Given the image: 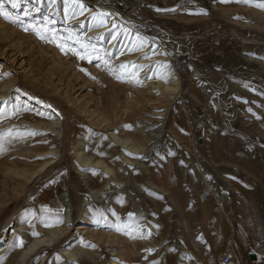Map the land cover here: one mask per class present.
I'll list each match as a JSON object with an SVG mask.
<instances>
[{
	"label": "rangeland",
	"instance_id": "1",
	"mask_svg": "<svg viewBox=\"0 0 264 264\" xmlns=\"http://www.w3.org/2000/svg\"><path fill=\"white\" fill-rule=\"evenodd\" d=\"M45 1L0 0L12 17L0 15V132L13 130L0 151V264H18L45 236L53 240L26 264H221L226 254L254 264L244 252L264 232V8L256 6L264 0ZM92 19L100 29L89 33ZM129 30L155 45L136 57L131 46L133 59L118 60ZM217 32L225 40L216 59L231 52L233 63L252 64L243 84L228 79V65L203 76L177 71L182 42ZM169 61L181 77L175 94L154 87ZM208 109L213 131L202 141L196 124ZM254 136L262 144L249 147ZM29 145L54 150L23 161L33 169L51 157L58 165L65 152L35 185L2 164L22 160ZM80 149L114 173L81 164ZM57 200L55 210L38 207Z\"/></svg>",
	"mask_w": 264,
	"mask_h": 264
},
{
	"label": "bare ground",
	"instance_id": "2",
	"mask_svg": "<svg viewBox=\"0 0 264 264\" xmlns=\"http://www.w3.org/2000/svg\"><path fill=\"white\" fill-rule=\"evenodd\" d=\"M58 1L63 6H67L68 5V0H46L45 2H47L48 4H55V3H58ZM72 5H74V4H72ZM98 8L101 11L109 10L108 8H106V7L102 6V5H99ZM214 10L218 11L216 6H214ZM81 14H82V12L80 10L77 11V16H80ZM87 26H89L88 27L89 33H92L94 31H99V29H100V26L98 25V23L95 22L93 19L88 22ZM113 33H109L108 34L109 38H112L111 41H110V45H109L110 49L112 48V46H118V45L114 44L115 40H116V37L114 38V34ZM154 43L155 42H153L152 40L147 39V38H145L143 36H140V35H138V34H136L134 32H131L129 30L128 31V35L124 36L123 40H121L120 47L119 48L117 47V52H116L117 59L118 60H121V59L122 60L123 59H133V56L129 55L128 51H127L131 46L134 47V51L136 52L135 53L136 55L134 57H136L139 54L148 51L150 47L155 45ZM147 58H145L143 60H146V61H151L152 60L153 61V58L151 56H150V58H148V59ZM249 60H252V59H249ZM259 61L264 65V60H259ZM157 69L159 71V74H160L161 78H158L159 82H158V84H156V86L154 85V87L162 88L163 90H166L169 93H173V94L177 93L180 90V87H181L180 86L181 85V77H180V74L176 71V69L172 65V63L169 61L168 63H164V65L162 67L158 66ZM11 84L9 82L10 86H11ZM4 87H2V89H4ZM29 123L32 124L33 127H35V128H44L45 127V128H50V129H52L54 131V126L48 124L47 122L46 123H33V122L29 121ZM65 127H68V126L66 125ZM64 129L66 131V128H64ZM68 133H69V131H68ZM68 136L69 137H67V141H70V143H71V140H72L71 133H69ZM113 138H115V137H113ZM63 139H64V137H63ZM115 139H116L115 141H117V143H119V144L121 143L122 147L126 146L130 142V140L128 138H126V139L125 138L124 139L123 138H121V139L120 138H115ZM65 140H66V138L64 139V141ZM81 150L82 149H80L79 151L76 152L78 154L77 158H78L79 161H81V164L89 165V164H94L95 163V166H98V167L100 166L103 169V171H106V173H109L110 175L114 173V170L108 164H106L103 160H98L97 162H95L93 160L95 158V155H92V154H89V153L84 155ZM132 150L137 151L138 150L137 146L134 145ZM23 151L25 152V154H23V157L20 158L22 160L10 163L9 160H7L6 158H3L2 164L6 165L8 167V171L12 172V173H10V175H12V177L14 179L17 180L19 178L20 179L23 178L22 181L24 183H27V184H29V182H30L32 177H36V179L34 181V185H35L41 179H43L44 177H47L48 175H50L56 169L57 166H59L63 161H65V155H63L65 152H63V154H62V152H60V154H58L57 156L60 157V158L62 157V159L57 163L58 165H54L55 158L51 157L48 160L44 161L38 168H34L33 169V168L30 167L29 164H27L26 162H23V161L24 160L28 161V160L32 159L34 156H37L39 154H43V155L44 154H48V153H50V152H52L54 150H51V149H33V147L29 145ZM126 160H127L126 163H128V164L131 162L129 159H126ZM46 167H49V168L45 171ZM31 187H33V185ZM57 203H58V200L56 202L51 203V204H49L48 202H44V204L38 203V207H42L43 205L44 206L46 205L45 207L48 206L51 210H55V206L57 205ZM20 227H21V225H20ZM53 233H54V237H56L58 235L57 232H53ZM52 240H53V238L49 237V236H45L43 238H38L36 241H34V244L28 248L27 251H25L24 253L20 254V256H18V258L16 259V260H18V264H26V260H27L28 256L33 251H35L38 248H42L43 249V247H45L44 245L48 244ZM43 251H45V250H43ZM84 253H86V252H84ZM67 254H68V258L69 259H74L77 256H79L81 253L71 252V253H67ZM190 255H191L192 258L196 259L195 255H193V254H190Z\"/></svg>",
	"mask_w": 264,
	"mask_h": 264
},
{
	"label": "crops",
	"instance_id": "3",
	"mask_svg": "<svg viewBox=\"0 0 264 264\" xmlns=\"http://www.w3.org/2000/svg\"><path fill=\"white\" fill-rule=\"evenodd\" d=\"M194 37V40L189 46L183 45L184 42L181 43V47L178 44L177 53L179 65L177 71L191 76L195 75V73L203 76L210 74L211 68L215 70V66L226 68L228 65L230 73L235 76H247V74H250L248 71L252 64L246 66L244 64L233 63L231 52L224 53L219 59H216L220 50L214 51L211 48L207 35H195Z\"/></svg>",
	"mask_w": 264,
	"mask_h": 264
},
{
	"label": "built area",
	"instance_id": "4",
	"mask_svg": "<svg viewBox=\"0 0 264 264\" xmlns=\"http://www.w3.org/2000/svg\"><path fill=\"white\" fill-rule=\"evenodd\" d=\"M224 40H225V35L223 33L217 32L216 34L210 36L211 48L213 50L220 49ZM241 76L242 75L239 76L231 75L228 77V79L233 82L243 84L245 82V79H243ZM212 122H213V118L211 114V109H208L207 111L204 112V116L201 118V120L196 124V132L202 141L211 137L213 131ZM262 141L263 138L261 136H254L251 139L249 147H258L262 144ZM234 172L238 175L242 173V171L239 168H234ZM208 198H209L208 192H204L203 199L207 200ZM244 254L246 255V257H248L249 260L251 255H255L257 257V262H259L261 259H264V232H261L256 237L252 246L249 249H247L244 252ZM237 261H238V257L235 254H226L221 258V264H235Z\"/></svg>",
	"mask_w": 264,
	"mask_h": 264
},
{
	"label": "snow or ice",
	"instance_id": "5",
	"mask_svg": "<svg viewBox=\"0 0 264 264\" xmlns=\"http://www.w3.org/2000/svg\"><path fill=\"white\" fill-rule=\"evenodd\" d=\"M13 2V7H16L17 6V0H12ZM242 2L244 3H251V0H242ZM257 7H262L264 8V3H259L256 5ZM0 15H3L5 16V18L7 19H12V17L10 16V14L6 13V12H0ZM93 19H96V17H93ZM71 37H69L70 39ZM82 48L85 49V51H87V46L86 45H81ZM75 51V50H73ZM76 55L80 56V53L79 52H76L75 53ZM81 59L85 58L84 56H80ZM121 67H125V65H121ZM0 116H2V113H0ZM12 129H9L7 131V133H3V132H0V151H3V137L5 135H8V136H11L12 135ZM36 133H33V132H29L28 135H35Z\"/></svg>",
	"mask_w": 264,
	"mask_h": 264
},
{
	"label": "water",
	"instance_id": "6",
	"mask_svg": "<svg viewBox=\"0 0 264 264\" xmlns=\"http://www.w3.org/2000/svg\"><path fill=\"white\" fill-rule=\"evenodd\" d=\"M250 260H251L252 262H257V257H256L255 255H251V256H250Z\"/></svg>",
	"mask_w": 264,
	"mask_h": 264
}]
</instances>
